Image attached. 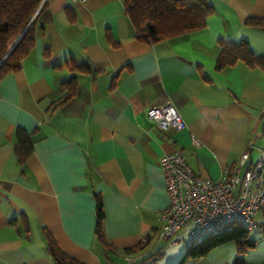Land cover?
Wrapping results in <instances>:
<instances>
[{"label":"crops","instance_id":"obj_1","mask_svg":"<svg viewBox=\"0 0 264 264\" xmlns=\"http://www.w3.org/2000/svg\"><path fill=\"white\" fill-rule=\"evenodd\" d=\"M44 1L34 47L0 80V264H52L42 228L83 264H139L165 245L162 155L178 151L213 180L245 152L247 164L264 161V29L245 25L264 18V0H207L213 14L202 29L158 43L137 37L121 0ZM220 40L246 42L261 62L216 70ZM71 77L74 95L49 111ZM167 101L185 129L147 118ZM17 128L32 145L23 166ZM96 194L107 246L94 233ZM256 220L264 226V208ZM248 239L253 247L227 243L190 264H264V233ZM165 257L153 264H177Z\"/></svg>","mask_w":264,"mask_h":264},{"label":"trees","instance_id":"obj_2","mask_svg":"<svg viewBox=\"0 0 264 264\" xmlns=\"http://www.w3.org/2000/svg\"><path fill=\"white\" fill-rule=\"evenodd\" d=\"M125 14L132 23L137 37L150 43L162 42L174 37L188 34L202 29L213 9L207 0H121ZM45 5L44 0H0V80L8 73H16L20 69V62L25 58L36 40L39 27L37 19ZM245 25L257 29H264V18H248ZM220 51L216 59V70L234 66L238 61L254 67L261 62L262 57L255 55L244 41L238 43L219 41ZM48 50V49H47ZM49 54V50L46 55ZM87 66L72 65V72H84ZM76 78L71 77L62 83L64 92L62 100L54 104L49 111L72 98L75 93ZM14 150L18 164L23 166L25 160L32 153L29 136L22 129L17 128L14 133ZM95 228L94 233L98 242L107 246L103 233V202L99 195H95ZM46 241V248L52 264H83L65 254L55 243L54 239L42 228ZM249 232L243 227L236 226L232 231L221 236L207 239L201 244L188 247L177 264H190L205 257L212 250L234 243L241 248H250L254 242L249 239ZM139 247L127 250L133 253ZM234 264H244L235 260Z\"/></svg>","mask_w":264,"mask_h":264},{"label":"built area","instance_id":"obj_3","mask_svg":"<svg viewBox=\"0 0 264 264\" xmlns=\"http://www.w3.org/2000/svg\"><path fill=\"white\" fill-rule=\"evenodd\" d=\"M147 118L161 130L181 131L186 124L170 102L152 106ZM193 147L200 142L192 138ZM249 153L237 164L222 170L217 180L198 175L182 153L174 151L160 157L159 166L168 204L157 216L158 238L168 247L185 242L188 247L229 233L236 226L248 232L264 233L256 217L264 208V161L247 164ZM163 249L139 264H153L163 257ZM126 258L125 264H137Z\"/></svg>","mask_w":264,"mask_h":264},{"label":"rangeland","instance_id":"obj_4","mask_svg":"<svg viewBox=\"0 0 264 264\" xmlns=\"http://www.w3.org/2000/svg\"><path fill=\"white\" fill-rule=\"evenodd\" d=\"M187 248H188V246H187V244L185 242H182L180 245L175 246V247H168V244H165L164 247L162 248L163 251L166 254V257H165L166 258V261L164 263H168V261H170V260L171 261L172 260L173 261L176 260L177 263H178L180 261V259L183 257V255H184V253H185V251H186Z\"/></svg>","mask_w":264,"mask_h":264}]
</instances>
